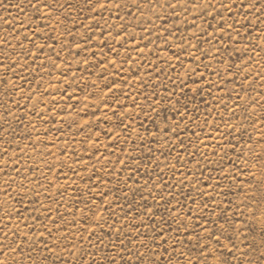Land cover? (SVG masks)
Segmentation results:
<instances>
[{
	"label": "rangeland",
	"instance_id": "1",
	"mask_svg": "<svg viewBox=\"0 0 264 264\" xmlns=\"http://www.w3.org/2000/svg\"><path fill=\"white\" fill-rule=\"evenodd\" d=\"M0 264H264V0H0Z\"/></svg>",
	"mask_w": 264,
	"mask_h": 264
}]
</instances>
